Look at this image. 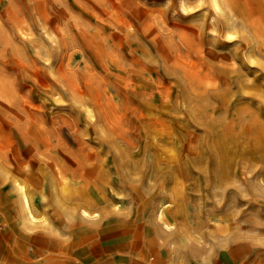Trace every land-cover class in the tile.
<instances>
[{"label":"rangeland","instance_id":"1","mask_svg":"<svg viewBox=\"0 0 264 264\" xmlns=\"http://www.w3.org/2000/svg\"><path fill=\"white\" fill-rule=\"evenodd\" d=\"M183 1L0 0V216L22 185L37 217L25 260L44 263L50 234L63 264L113 236L131 244L127 264H264V57L252 31ZM17 130L47 143L31 154ZM82 156L102 168L97 207L51 176L82 178ZM82 208L98 219L81 223ZM163 221L198 240L180 251Z\"/></svg>","mask_w":264,"mask_h":264},{"label":"bare ground","instance_id":"2","mask_svg":"<svg viewBox=\"0 0 264 264\" xmlns=\"http://www.w3.org/2000/svg\"><path fill=\"white\" fill-rule=\"evenodd\" d=\"M207 1L210 4L211 8L216 13L223 16L224 26L226 27V30H228L231 27H235L239 24V25H242L243 27H246V29H248L249 31H252L254 36H255L256 41H259V45H260V46H257L256 51H257L258 55L264 57V0H207ZM184 5H185V1L181 0V6L184 7ZM134 13H136V12H134ZM40 16H42V18L44 20H47V18L45 17L46 15L44 13L41 14ZM17 31L19 34H22L23 36L29 35V32H27V30L24 28L18 27ZM7 100H8V98H7ZM104 112H105V110H104ZM39 128H41V127H39ZM38 131H39V129H38ZM17 132L20 134V137H21L20 145L25 150L31 152V154L36 153V151L39 148V145L41 143H47L46 137H41L40 139H38L39 140L38 141L37 139H33V138L29 137L28 134H26L28 131L25 132L24 130H17ZM39 134H40V132H39ZM15 152H16V150H15ZM45 157H47V156H45ZM78 169L80 170V172H82V178H79L78 180L73 179L69 174H65L64 173L65 170H63V168H60V167H55L52 170L51 176H53L55 178V180L58 181L59 184L64 183V184H66V186L69 185L71 187H75V190H77V193H78L77 194L78 199L84 205H86V206L88 205L89 207H92V208L97 207V205H98L97 203L101 199H103L102 193L100 191V184L98 182V176L102 175V173H101L102 168L97 163L90 164L88 162V157L82 156L79 160V163H78ZM219 171H221V169ZM90 175L92 176V178L89 177ZM0 180H1V178H0ZM27 183H29V182H27ZM23 184H25V182ZM55 186H57V185H55ZM13 191L16 193V196L13 199L11 198L12 200L9 202L10 207L8 209V211H9L8 214H3L2 216H0V221H2V225H1L2 229L1 230L3 232L7 231L10 233L12 232V233H16V234L20 235L22 233V230H24L28 224L36 221L37 217L34 216V214H33V209L30 205L29 200H28V197H27L28 195H26V193L24 192L23 186L22 185H19L18 187L13 186ZM57 195H58V193H57ZM75 202H77V201H75ZM169 205H170V202H168V201L162 203L158 207L156 212L154 213L155 218H157L158 220L163 219V213H164L165 209L168 210ZM57 207L60 208V206H57ZM60 209L58 211L59 216L64 217L66 220H72L71 219L72 217L68 212L64 211L62 208H60ZM175 209H176V207H175ZM151 211H153V210H151ZM78 216H79L81 223H82V221L86 222V221L90 220L91 218H95V217L97 218V214L95 212L89 213L84 208H82L79 211ZM97 219H95V220L97 221ZM96 229L97 228L94 227L93 232H95ZM160 229H162V230L161 231L159 230V232H163L166 235L176 234V237H175L176 243L175 244L177 245L178 249L180 248V251L187 245V243L189 241L196 239L195 236H191V235L189 236V234L184 229L177 228V227H175V225L167 224L164 221L162 222ZM219 229L222 231L221 228H219ZM53 232H56V231H53ZM164 234H162V235H164ZM56 237H58V236L56 235ZM8 240H10V239H8ZM196 240H198V239H196ZM60 242H62V241H60ZM53 244H54V242H53ZM60 244L62 246V243H60ZM18 245H19V243H18ZM248 247H249L248 244L243 245L241 243H234L231 246L232 249H230V247H229V249L231 251H237V249L239 248V250L246 252ZM14 249H15V247H14ZM201 262L203 264L204 260L201 259ZM24 263H26V262H24ZM170 264H184L183 257H182L180 252L178 253L177 259L173 260V262L171 261Z\"/></svg>","mask_w":264,"mask_h":264},{"label":"crops","instance_id":"3","mask_svg":"<svg viewBox=\"0 0 264 264\" xmlns=\"http://www.w3.org/2000/svg\"><path fill=\"white\" fill-rule=\"evenodd\" d=\"M82 223H84L86 225L87 221L86 222L82 221ZM1 225H2V222L0 223V226ZM1 229H2V226H1ZM93 229H94V227H87V226L85 228H83V230H82L83 231V236H82L83 239L92 238L91 236H95L96 231L93 232ZM103 232L104 233L106 232L107 233L106 235L109 234V232H107V231H103ZM0 233L2 234V238H3L4 242L6 240L10 239V240H8L7 244L4 243L3 249L0 250V259H1L0 264H40L39 262H36L35 259L29 260V261L24 259V257L28 254V252H26L27 249H26L25 245H26L27 241L31 240L32 237H36V233H33V232L29 233L26 236L27 239L26 238L21 239L19 237V234L12 233V232L11 233L7 232V231L3 232L2 230H0ZM158 235H159L160 239L161 238L163 239L164 235H162V233L161 234L158 233ZM49 236H50V234H49ZM49 236L45 239H41V244L44 246V248H43L44 254L41 257L42 259L40 257L38 258L39 259L38 261H42V262H44L43 264H46L45 261H43V260L55 258V260H53L54 263H52V264H63L65 262L63 260L64 258L58 259L59 256L57 254L52 253L55 250L64 249L61 247V244H60V243H62V245H63V242H60L61 240L57 241L52 236H50V237ZM109 238H111V239H109ZM109 238H105V239L97 240V241L92 240L93 243H90V245H88V246L92 247L94 255L89 256V257L87 256L86 259H83L81 262H73L71 264H98V263H100L98 261L99 258H107V259L110 258V260L108 261L109 264H127L128 249L129 250L133 249V248H131V244L123 238L122 239L124 241L122 240L123 241L122 242L120 237H118V240H116V237H114V236L109 237ZM115 241H118V243H116ZM169 241H170V239H169ZM53 242H54V244H53ZM18 243H19V245H18ZM88 246H86V247H88ZM14 247H15V249H14ZM171 250H172V247H169V248L167 247V248H165V250H162V251L163 252H171ZM160 255L162 258L163 254L160 253ZM32 256H38V254L32 253ZM226 259H229V258H226ZM24 262H26V263H24Z\"/></svg>","mask_w":264,"mask_h":264}]
</instances>
